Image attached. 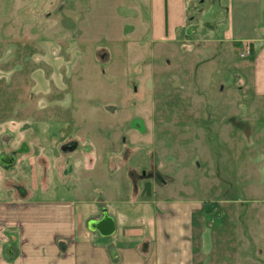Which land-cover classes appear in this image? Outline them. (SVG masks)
Masks as SVG:
<instances>
[{
    "label": "rangeland",
    "instance_id": "obj_1",
    "mask_svg": "<svg viewBox=\"0 0 264 264\" xmlns=\"http://www.w3.org/2000/svg\"><path fill=\"white\" fill-rule=\"evenodd\" d=\"M195 2L180 35L194 43L156 55L147 0H0V134L12 132L17 154H38L32 137L51 126L71 129L81 149L104 141L108 153V136L140 144L144 166L158 154L146 174L158 165L162 180L181 178L177 196L200 201L197 259L264 264V104L252 107L235 81L249 55L220 42L226 1Z\"/></svg>",
    "mask_w": 264,
    "mask_h": 264
},
{
    "label": "crops",
    "instance_id": "obj_2",
    "mask_svg": "<svg viewBox=\"0 0 264 264\" xmlns=\"http://www.w3.org/2000/svg\"><path fill=\"white\" fill-rule=\"evenodd\" d=\"M147 1L149 43L160 46L151 51L158 55L172 48L175 54L177 44L194 43L190 35H180L191 25L189 13L197 0ZM225 1L227 21L220 42L240 53L250 48L248 58L235 66V81L251 96L252 107L263 105L264 0ZM213 44L205 39L202 48ZM139 121L135 127L143 134L144 122ZM58 122L61 129L68 125L53 123ZM51 127L54 131L44 132L43 141L30 139L38 144V154H17L12 132L0 134V264H206L195 257L203 242L195 244L198 226L193 219L200 201L177 196L181 178L162 180L158 165L146 174L157 153L150 150L144 166L134 156L140 144L128 149L125 138L117 146L119 137L108 136V153L104 141L90 140L95 149H81L80 137L71 129L65 133ZM250 130L247 136L256 138ZM247 136V150L256 148ZM37 158L44 165L38 166ZM142 176L149 179L145 187Z\"/></svg>",
    "mask_w": 264,
    "mask_h": 264
},
{
    "label": "built area",
    "instance_id": "obj_3",
    "mask_svg": "<svg viewBox=\"0 0 264 264\" xmlns=\"http://www.w3.org/2000/svg\"><path fill=\"white\" fill-rule=\"evenodd\" d=\"M244 52H241L240 53V57H245V56H248V55H250V48L247 46L244 50H243Z\"/></svg>",
    "mask_w": 264,
    "mask_h": 264
},
{
    "label": "water",
    "instance_id": "obj_4",
    "mask_svg": "<svg viewBox=\"0 0 264 264\" xmlns=\"http://www.w3.org/2000/svg\"><path fill=\"white\" fill-rule=\"evenodd\" d=\"M94 227V226H93Z\"/></svg>",
    "mask_w": 264,
    "mask_h": 264
}]
</instances>
